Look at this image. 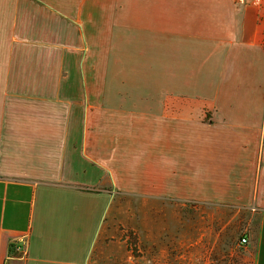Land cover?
Segmentation results:
<instances>
[{"label": "crops", "instance_id": "obj_1", "mask_svg": "<svg viewBox=\"0 0 264 264\" xmlns=\"http://www.w3.org/2000/svg\"><path fill=\"white\" fill-rule=\"evenodd\" d=\"M124 196L251 209L264 264V0H0V264H129Z\"/></svg>", "mask_w": 264, "mask_h": 264}, {"label": "rangeland", "instance_id": "obj_2", "mask_svg": "<svg viewBox=\"0 0 264 264\" xmlns=\"http://www.w3.org/2000/svg\"><path fill=\"white\" fill-rule=\"evenodd\" d=\"M121 203L126 211L116 217L117 231L130 243L129 264H251L249 244H240L256 232L259 214L251 209L126 196Z\"/></svg>", "mask_w": 264, "mask_h": 264}, {"label": "built area", "instance_id": "obj_3", "mask_svg": "<svg viewBox=\"0 0 264 264\" xmlns=\"http://www.w3.org/2000/svg\"><path fill=\"white\" fill-rule=\"evenodd\" d=\"M240 244L241 245H246L247 244V238L242 236L241 239H240ZM13 251L16 252V253H22V248L20 245L18 244H15L14 247H13ZM2 264H7L5 261H3Z\"/></svg>", "mask_w": 264, "mask_h": 264}, {"label": "trees", "instance_id": "obj_4", "mask_svg": "<svg viewBox=\"0 0 264 264\" xmlns=\"http://www.w3.org/2000/svg\"><path fill=\"white\" fill-rule=\"evenodd\" d=\"M13 246H14V245H13ZM13 246H12V250H13ZM12 250H11V246H10L9 251L12 252Z\"/></svg>", "mask_w": 264, "mask_h": 264}]
</instances>
